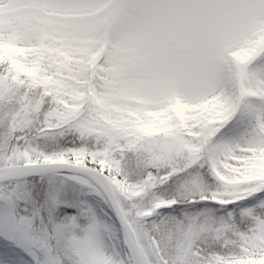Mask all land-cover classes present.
I'll return each mask as SVG.
<instances>
[{
	"label": "snow or ice",
	"instance_id": "6c2138e0",
	"mask_svg": "<svg viewBox=\"0 0 264 264\" xmlns=\"http://www.w3.org/2000/svg\"><path fill=\"white\" fill-rule=\"evenodd\" d=\"M0 264H264V0H0Z\"/></svg>",
	"mask_w": 264,
	"mask_h": 264
}]
</instances>
